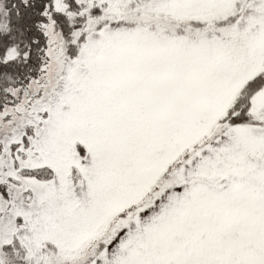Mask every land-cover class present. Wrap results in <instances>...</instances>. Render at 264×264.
Segmentation results:
<instances>
[{"label":"snow or ice","instance_id":"obj_1","mask_svg":"<svg viewBox=\"0 0 264 264\" xmlns=\"http://www.w3.org/2000/svg\"><path fill=\"white\" fill-rule=\"evenodd\" d=\"M0 264H264V0H0Z\"/></svg>","mask_w":264,"mask_h":264}]
</instances>
